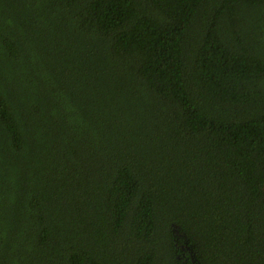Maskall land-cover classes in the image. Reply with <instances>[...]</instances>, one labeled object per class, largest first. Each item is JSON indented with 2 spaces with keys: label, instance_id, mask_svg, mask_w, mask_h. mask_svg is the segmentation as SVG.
Instances as JSON below:
<instances>
[{
  "label": "trees",
  "instance_id": "obj_1",
  "mask_svg": "<svg viewBox=\"0 0 264 264\" xmlns=\"http://www.w3.org/2000/svg\"><path fill=\"white\" fill-rule=\"evenodd\" d=\"M0 264H264V0H0Z\"/></svg>",
  "mask_w": 264,
  "mask_h": 264
}]
</instances>
